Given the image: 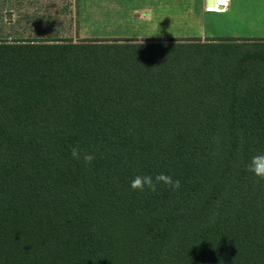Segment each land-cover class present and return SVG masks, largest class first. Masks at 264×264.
Returning <instances> with one entry per match:
<instances>
[{"label": "trees", "instance_id": "16d2710c", "mask_svg": "<svg viewBox=\"0 0 264 264\" xmlns=\"http://www.w3.org/2000/svg\"><path fill=\"white\" fill-rule=\"evenodd\" d=\"M4 18L0 264H264V180L247 171L264 41H74L50 16ZM159 173L179 189L131 190Z\"/></svg>", "mask_w": 264, "mask_h": 264}, {"label": "crops", "instance_id": "0c3cea01", "mask_svg": "<svg viewBox=\"0 0 264 264\" xmlns=\"http://www.w3.org/2000/svg\"><path fill=\"white\" fill-rule=\"evenodd\" d=\"M40 2L0 0V15L7 21L4 31H31L33 15L51 16L46 10L32 11V6ZM73 3V20L79 17L80 22L76 31L92 29V23L82 24L83 20L110 21L109 25L116 23L123 31H264V0H226V6L219 5L216 12L209 11L216 4L213 0H73ZM128 22H134L135 26Z\"/></svg>", "mask_w": 264, "mask_h": 264}, {"label": "rangeland", "instance_id": "374dc122", "mask_svg": "<svg viewBox=\"0 0 264 264\" xmlns=\"http://www.w3.org/2000/svg\"><path fill=\"white\" fill-rule=\"evenodd\" d=\"M213 1H215L216 4L210 6L209 11L216 12L219 11V5L223 7L226 6V0ZM74 5L75 3H73V0H41L39 5L32 6V11L40 9L41 11L46 10L50 12L53 18L52 28L50 30L58 31L64 38H71L74 41L96 38L111 40L123 39L127 42L162 39H200L201 41L207 39H238L264 41V31H128L127 29L123 31V27L116 25V23H114V25H109L110 21H108V23L107 21L83 20L81 21L82 24L92 23V29L90 31H76L80 22L79 17L73 20L72 13L75 11ZM3 22L6 23V19L5 21L3 20ZM128 24L131 27L135 26L134 22H128Z\"/></svg>", "mask_w": 264, "mask_h": 264}, {"label": "clouds", "instance_id": "9594fccd", "mask_svg": "<svg viewBox=\"0 0 264 264\" xmlns=\"http://www.w3.org/2000/svg\"><path fill=\"white\" fill-rule=\"evenodd\" d=\"M71 157L75 160H83L85 165H90L95 156L92 153L83 152L77 147L71 149ZM247 171L252 173L253 176L258 180H264V154H258L251 158ZM165 186L173 190L179 189L180 182L174 180L170 175L159 173L155 176L144 175L135 176L130 182V188L132 191L143 192L147 189L150 192H156L158 187Z\"/></svg>", "mask_w": 264, "mask_h": 264}]
</instances>
